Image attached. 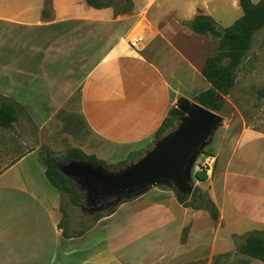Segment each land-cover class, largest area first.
Wrapping results in <instances>:
<instances>
[{"label":"crops","instance_id":"1","mask_svg":"<svg viewBox=\"0 0 264 264\" xmlns=\"http://www.w3.org/2000/svg\"><path fill=\"white\" fill-rule=\"evenodd\" d=\"M133 2L134 14L115 15L85 0H52L45 15V0H0V44H17L16 54L0 52V94L10 100L16 94L17 109L53 110L38 126L43 134L52 123L59 141L69 142L72 115H79L86 134L75 147L88 154L105 153L104 144L151 148L179 98L192 82L202 83L206 57L200 59L201 46L195 49L193 31L183 24L198 14L195 0ZM135 38L141 39L133 47ZM209 87L203 83L201 91ZM17 138L30 140L26 129ZM214 148L212 171L195 185L217 206L218 220L158 186L147 191L153 196L134 198L139 204L130 213H121L124 202L98 220L107 235L94 241L82 223L75 233L61 225L67 203L47 179L41 151L20 153L0 172V264H173L205 246L213 264L231 236L264 227V133L244 127Z\"/></svg>","mask_w":264,"mask_h":264},{"label":"rangeland","instance_id":"2","mask_svg":"<svg viewBox=\"0 0 264 264\" xmlns=\"http://www.w3.org/2000/svg\"><path fill=\"white\" fill-rule=\"evenodd\" d=\"M253 1L257 2L259 0ZM195 2L199 4L197 7V13L202 12L211 15L223 28L230 26L242 15V9L240 7L239 0H195ZM110 8L115 11L113 7ZM134 13L135 9L133 8L131 12L120 15H131ZM144 20L145 18H143V20L137 24L130 38L138 36L136 33L143 26ZM186 22L187 21L183 22V24L189 28ZM189 32L191 31L189 30ZM188 34H191L188 35V37H193L192 40L195 49L198 48V45L201 46L200 59L211 55L217 50L218 40L213 38L211 35H201L195 32ZM2 37L3 36L0 34V42L3 41ZM45 41L46 39L43 38L42 43ZM9 48L10 50H7ZM9 51H11V54H16L17 44L11 46H7L6 43L0 44V52H6L8 54ZM8 63L15 65L12 61ZM200 79H202V83L198 81L192 82L190 84L191 87L187 88V91L184 94L185 97L194 99L196 96L195 94H198L201 91L202 84L208 83L202 76ZM29 83H32V81ZM34 85L35 84L33 83L29 86H32L33 89H35L36 86ZM9 95H11L12 100L13 96L16 97V94L13 93H10ZM3 97L8 98L2 95L0 96V102L4 99ZM18 112V121L14 123L11 128H0V172L4 170L9 164L13 163L20 153H23L28 149L31 150L38 148V151H41V154H43L44 152L42 151V148L45 146H47L53 152L59 165L63 166L68 161L64 160L62 156L68 151V149L78 145L79 141L83 137L81 135L86 134L84 133L83 124L79 118V115L76 114L72 115L74 123L71 126V138L69 139V142H63L56 140V136L53 133L50 134V132L55 128H52V123H49V125H47L46 128L42 130L43 134H41V131L39 130V123H41L43 120L49 121L50 118H53V110H37V114H35L34 110L32 109L18 107ZM215 112L220 114L223 120L222 123L218 125L213 131L212 135L208 137L205 146L200 151L195 165L191 169L192 181L190 184L192 186H194L197 182L194 174L196 171L201 170V161L204 155L213 154L217 156L218 151L216 148H214L215 144H218L219 148L221 146H226V142L228 140L231 141L234 139L244 127H251L256 131L264 133V28L256 34L252 48L247 53L244 61L238 68L236 85L229 94L223 97L220 109ZM24 129L27 130V138H30V140H27L25 143L18 140L19 138H17ZM89 136L90 134L88 137ZM213 142L214 145L212 144ZM104 145L106 147L104 150L105 153L101 152L100 156L96 155V152L93 153L98 158L104 160L103 166L109 171H117L140 157L139 156L136 158L135 156H129L131 152L135 151H123L115 146H109L108 144ZM149 149L150 148H146L144 151H142L143 155ZM37 155H35V157H37ZM35 157L30 158L33 164V159L36 160ZM118 162H122L123 165L118 166ZM72 184L82 198L83 205L80 207L73 206L68 196L64 195L65 202L67 203V206L64 210L66 217L63 218L61 225L66 229L67 233H75L78 228L82 227V223L84 229L90 228L91 240L94 241L97 238H104L107 235L106 229L104 227L105 221L98 223L92 219V215L99 211L106 212L109 207L121 205V202L125 197H115L106 203H97L91 205L87 201L85 191L76 183V181L73 180ZM151 188L153 187L149 186L148 189L146 188V190H143L140 193L133 194L131 197L141 196ZM159 188L172 189L175 193L177 191L176 188L168 185H160ZM155 193L156 191L151 190L146 193L147 196L145 198L153 196ZM201 193L202 195L207 194V192L203 189H201ZM189 197L191 198L190 195ZM132 200L133 199L127 201L129 202L128 208L121 211V213H130V210L139 204ZM121 213H119V215ZM112 222L114 223L115 219H113ZM230 229H232L233 232H236V230H233V227ZM251 232H258L264 237V227L247 230L236 237L231 236L227 245V249L229 250L225 253H216L212 258L213 264H264L261 260L244 255L238 250V246L245 241L246 236ZM186 233L187 230L183 232V234ZM209 238L210 237H207L206 240L210 243ZM200 249L201 251L197 252L196 256H192L191 260L185 262H174L173 264H211L209 260L213 254L208 251V247L205 246Z\"/></svg>","mask_w":264,"mask_h":264},{"label":"trees","instance_id":"3","mask_svg":"<svg viewBox=\"0 0 264 264\" xmlns=\"http://www.w3.org/2000/svg\"><path fill=\"white\" fill-rule=\"evenodd\" d=\"M51 1L45 0V9L43 11L45 15H48ZM85 1L94 8L113 7L115 15L131 12L134 8L133 0ZM239 4L242 9V15L226 28L221 27L211 15L202 12L186 22L193 32L201 35H211L218 40L217 50L206 57L201 69V74L210 84V87L199 92L194 98L195 102L213 111H218L222 104V100L216 102L214 99L219 95L225 96L229 94L236 85L238 68L252 48L256 34L264 28V0L257 2L239 0ZM0 96L2 95L0 94ZM18 117L19 112L16 104L9 98H4L0 102V128H11L18 121ZM176 120V118L167 117L156 131L155 137L160 138L172 129L176 125ZM42 151L44 152L45 174L51 185L61 194L68 196L73 206H82V198L74 188L72 181H76L79 186L80 183L75 178L68 177L61 172L60 168L64 165H59L53 152L47 146L43 147ZM130 155L137 158L142 156L143 152L135 151L131 152ZM62 157L68 162L71 160H84L101 165L104 163V160L98 158L95 154H88L77 147H71ZM121 165L123 163L118 162V166ZM194 176L199 181H206L208 178L207 173L202 170L196 171ZM175 194L177 200L183 206L206 210L213 220H218V208L207 194L195 198H190L189 194H183L178 191ZM134 198L136 197H125L121 204ZM110 199L113 198L101 199L97 203H106ZM117 207H109L106 212H96L92 215V219L98 221L105 216L112 215ZM64 217H66V213L63 207ZM233 236L236 237L237 235ZM238 250L242 254L259 259L264 263V237L258 232L248 234L245 241L238 246Z\"/></svg>","mask_w":264,"mask_h":264},{"label":"water","instance_id":"4","mask_svg":"<svg viewBox=\"0 0 264 264\" xmlns=\"http://www.w3.org/2000/svg\"><path fill=\"white\" fill-rule=\"evenodd\" d=\"M219 95L214 101L223 99ZM176 125L158 138L153 146L134 162L109 171L103 165L71 160L61 172L75 178L86 193L89 204L101 199L130 197L146 188L168 185L178 192L200 197L201 189L192 186L191 169L209 136L222 123V116L188 98L181 97L170 114Z\"/></svg>","mask_w":264,"mask_h":264},{"label":"built area","instance_id":"5","mask_svg":"<svg viewBox=\"0 0 264 264\" xmlns=\"http://www.w3.org/2000/svg\"><path fill=\"white\" fill-rule=\"evenodd\" d=\"M141 38H135L131 41V45L133 47L136 46L137 42L140 41ZM216 162V156L213 154H205L201 161V169L205 172H211Z\"/></svg>","mask_w":264,"mask_h":264},{"label":"bare ground","instance_id":"6","mask_svg":"<svg viewBox=\"0 0 264 264\" xmlns=\"http://www.w3.org/2000/svg\"><path fill=\"white\" fill-rule=\"evenodd\" d=\"M142 38V37H141Z\"/></svg>","mask_w":264,"mask_h":264}]
</instances>
